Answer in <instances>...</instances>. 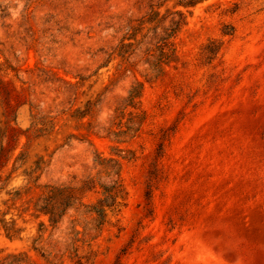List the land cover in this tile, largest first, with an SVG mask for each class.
<instances>
[{
	"label": "rangeland",
	"instance_id": "obj_1",
	"mask_svg": "<svg viewBox=\"0 0 264 264\" xmlns=\"http://www.w3.org/2000/svg\"><path fill=\"white\" fill-rule=\"evenodd\" d=\"M156 3L161 15L175 6L174 0H0V153L6 157L0 264L20 251L37 264H76L62 257L74 226L96 236L97 257L87 264H264V0L177 6L186 15L174 39L179 60L149 80L154 73L144 44L134 50L122 43L134 42L137 28L144 27L137 39L152 35L154 23H140ZM225 25L234 26L233 35H222ZM213 38L224 43L206 63L202 48ZM137 81L144 83L145 120L135 137L116 140L108 131L118 130L122 108L123 125L141 111L124 101ZM78 108L91 111L79 118ZM15 127L28 130L11 151ZM113 148L135 153L121 159L128 201L120 232L112 225L94 230V215L81 205L54 229L47 216L33 215L43 185H78L96 176V153L118 157ZM38 161L35 185L23 172ZM155 161L161 177L149 197ZM99 197L97 187L82 203ZM2 219L15 220L21 236L8 238ZM40 234L38 251L33 242Z\"/></svg>",
	"mask_w": 264,
	"mask_h": 264
},
{
	"label": "trees",
	"instance_id": "obj_2",
	"mask_svg": "<svg viewBox=\"0 0 264 264\" xmlns=\"http://www.w3.org/2000/svg\"><path fill=\"white\" fill-rule=\"evenodd\" d=\"M166 1V0H165ZM175 6L173 9H167L165 14H160L159 7L161 3L152 4L151 12L148 14L149 18L143 20L140 25L144 26L145 23H154V26L150 28L152 35L149 37L147 33L142 35L141 39H137V34L143 30L144 27H141V30L136 29L135 33L132 35L134 42L132 43H122V47H127L130 49L134 45L137 49V46L144 44V58L145 63L149 66L154 74L149 77V80L157 78L164 74L165 67L171 63H175L179 60L178 54L176 51V46L174 39L181 29L186 24V15L181 9H175L177 6H182L185 8L194 7L195 5L204 2L206 0H174ZM154 7H157L155 9ZM170 17L168 23L167 18ZM160 29V31H158ZM235 28L232 25H225L222 29V35H233ZM223 41L220 39H210L202 48L203 60L206 63H211L219 54ZM133 50V49H132ZM134 50L131 54L134 53ZM127 52V51H124ZM123 57L124 54L120 53ZM1 66V64H0ZM148 80V81H149ZM144 89V83L142 81H137L132 85L131 89L128 91V96L124 99L126 106H131L136 110H141V97ZM91 102L88 101V105ZM125 109V106H124ZM91 111L76 109V113L79 118L86 116ZM116 119H118L119 125L118 130L112 128L109 129V133L114 136V139H120L122 136L129 137L132 139L137 135L141 126L145 120V112L140 111L136 113L135 116H132L129 119V122L126 125L122 124L123 119V108L120 111ZM17 117V116H16ZM15 117V120H16ZM123 126L125 129H123ZM14 133V142L11 147V151L16 150L20 146V137L25 135L28 130H21L20 128H13ZM125 141V140H124ZM120 142V141H117ZM1 150L4 152L5 149L1 147ZM113 150L118 151L116 153L118 157H103L100 153H96L95 162L99 166V170L96 176H88L83 179L78 185H65V184H45L43 185L44 191L38 196L36 202L34 203V216L39 217L41 214L48 217V226L57 228L58 225L63 221V218L66 216L67 212L78 205L84 206L86 208V213L93 214L94 218V227L96 231H101L105 225L115 226L118 231L122 230L121 220L119 215L121 214L122 209L127 205L128 201V191L125 187L123 178H122V161L121 159H133L135 153L133 150H121L113 148ZM126 152V154H122ZM25 151L21 150L16 160H21ZM163 156V145L161 144L158 147L156 160L157 158ZM0 160L3 163H0V166L4 165L6 157L1 155ZM39 161L36 162V166L30 170H25L23 172L24 178L27 181H31L36 185L39 180V176H35V173L40 169L38 165ZM160 169L157 168L156 161L153 163V169L150 171V180L148 183L147 196L150 197L152 188L155 183L159 180ZM100 189V197L95 203L84 205L82 203L83 196L86 192L92 191L96 188ZM15 194L19 195L20 192L17 189ZM114 218V220H112ZM3 228L6 232V235L10 239L19 238L22 233V228L17 227L15 220L8 222L5 219L1 220ZM39 231L43 232L46 229L45 222L41 221L39 224ZM92 229V230H93ZM70 237L64 242V249L62 251L63 255L68 256L76 264H87L92 263L97 257L96 251L92 247V241L96 238L90 231H80L75 226L69 232ZM98 235V234H97ZM42 238L40 234L33 242V248L35 250L41 249L38 245V241ZM87 246V250L84 247ZM54 248H52L53 250ZM52 255V251L48 252ZM44 256V253H42ZM53 256V255H52ZM54 256L56 254L54 253ZM2 264H37L27 251H20L17 253H10L4 257Z\"/></svg>",
	"mask_w": 264,
	"mask_h": 264
}]
</instances>
